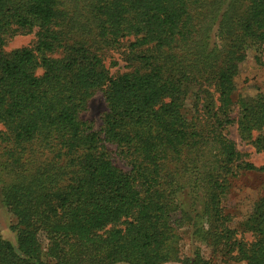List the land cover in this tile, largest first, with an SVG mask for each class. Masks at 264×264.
<instances>
[{
  "label": "trees",
  "instance_id": "obj_1",
  "mask_svg": "<svg viewBox=\"0 0 264 264\" xmlns=\"http://www.w3.org/2000/svg\"><path fill=\"white\" fill-rule=\"evenodd\" d=\"M33 32L32 46L4 51L6 37ZM85 36L133 37L137 65L111 76ZM263 45L264 0H0V203L16 219L0 264L178 263L181 226L212 252L264 264V195L241 224L251 242L222 207L229 177L264 173L223 133L236 124L264 152L252 137L264 96L238 100L231 117L240 65ZM203 85L218 102L206 136L185 108ZM97 90L99 131L80 118ZM105 144L131 157L129 171Z\"/></svg>",
  "mask_w": 264,
  "mask_h": 264
},
{
  "label": "rangeland",
  "instance_id": "obj_2",
  "mask_svg": "<svg viewBox=\"0 0 264 264\" xmlns=\"http://www.w3.org/2000/svg\"><path fill=\"white\" fill-rule=\"evenodd\" d=\"M80 34L74 33L75 39ZM86 39L95 42L94 52L101 59L102 64L108 70L111 76H117L132 71V66L137 62H132L128 45L133 42V37H127L115 46H104L98 39L85 36ZM34 32L28 35L17 34L13 37H6L4 42V51L7 53L32 46L35 42ZM235 91L231 95L232 106L231 117H236L238 113L237 101L249 99L256 95L264 96V45L261 53L255 50H249L245 61L240 65L238 75L234 79ZM197 93V88L193 90ZM198 100L192 102L190 98L186 100L185 108L189 119L194 120L196 126L202 128L204 135L210 133L211 114L216 110L217 95L213 89L207 85L202 86V92L198 94ZM106 111V103L103 96V90L95 91L88 99L86 109L81 112L80 118L88 122L94 130H100L102 127V118ZM224 135L234 141L237 150L243 155V159L255 167L264 166V152L257 153L254 145L241 140L237 125L233 124L224 130ZM262 132H254L252 137L256 139ZM107 151L115 166L123 171H129L131 168V157L121 153L115 145L105 144ZM214 145L211 144L210 152ZM206 149L204 144L202 150ZM211 154H214L211 152ZM264 195V173L258 171H240L236 176L229 177L228 190L222 199L223 211L231 218L227 226L236 231V238L243 242H251L252 236L244 232L241 228L242 222L250 214L254 204ZM16 225V219L0 203V238L15 243V232L13 227ZM182 225H184L182 223ZM182 240L180 242L181 262H172L168 264H193L195 254L199 253L203 261L207 264H244L224 257L219 252H212L211 248L202 244L187 226L180 227ZM224 249V246H221Z\"/></svg>",
  "mask_w": 264,
  "mask_h": 264
}]
</instances>
